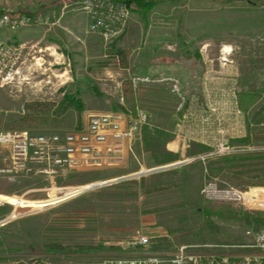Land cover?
Listing matches in <instances>:
<instances>
[{
	"label": "rangeland",
	"instance_id": "1",
	"mask_svg": "<svg viewBox=\"0 0 264 264\" xmlns=\"http://www.w3.org/2000/svg\"><path fill=\"white\" fill-rule=\"evenodd\" d=\"M59 1L51 15L35 14L40 17L37 25L13 30L32 28L40 42L14 36L0 40L14 39L22 54L18 73L0 85L21 107L0 119V129L63 133L83 128L90 114L111 111L123 113L126 126L137 109L148 119L122 145L121 160L101 165L86 160L57 175L32 172L39 163L13 165L7 145L10 162L0 168V185L8 196H0L14 203L0 202V263L65 264L126 257L139 235L149 237L150 248L141 250L149 254L138 257L168 258L188 245L175 246L179 238L194 240L192 244L200 245L196 251L217 254L235 253L250 244L252 235L264 229V210L204 200L200 190L210 179L243 191L264 190V173L233 176L220 160L264 152V0H156L145 11H133L124 3L129 14L111 38L90 28L79 0ZM52 17L63 24L48 30ZM144 50L172 52L178 61L192 54L194 81H168L163 86L137 82ZM235 61L241 78L227 74L230 81H218L225 70L222 62ZM71 93L82 101L81 111L61 102ZM229 96L236 102L228 103ZM179 111L199 115L178 121L182 132L177 135L169 132L166 121L153 119ZM176 138L179 144H191L184 157L165 148ZM177 165H185L193 179H175L182 175L177 170L162 174L170 179H142ZM112 180L116 181L93 186ZM181 194L193 201H166ZM176 204L185 205L174 207L168 217H158L157 207ZM158 222L171 241L145 233L156 230ZM153 250L159 255L150 254Z\"/></svg>",
	"mask_w": 264,
	"mask_h": 264
},
{
	"label": "built area",
	"instance_id": "2",
	"mask_svg": "<svg viewBox=\"0 0 264 264\" xmlns=\"http://www.w3.org/2000/svg\"><path fill=\"white\" fill-rule=\"evenodd\" d=\"M78 2L89 19L90 28L100 32L105 38L115 36L129 14V9L124 3L112 0H79ZM39 20L40 17L35 14L12 16L10 12L3 11L0 13V30L35 26ZM21 55V44H17L14 39L0 41L1 86L9 83V79L18 73ZM147 119V113L143 109H137L135 117L128 120L126 126H122V121L126 120L123 113L111 111L90 114L83 128L63 133L32 134L20 129L1 130L0 144L10 146L13 165L25 166L29 163H39L38 167L30 170L37 174L57 175L86 160L95 165L121 160L122 145L132 140ZM218 185L212 179L205 181L200 190L202 198L208 201L238 204L248 210H264V190L261 194L255 189L243 191L231 185ZM2 223L3 221L0 222ZM148 243L149 237L146 235H139L134 241V244L143 246ZM199 246L195 244L181 246L168 258L155 255L137 258L116 256L93 262L77 261L65 264H264V229L254 233V239L250 245L261 254L236 257L211 251H196L195 248ZM202 247H211V245L204 244ZM0 264L48 263L34 260Z\"/></svg>",
	"mask_w": 264,
	"mask_h": 264
},
{
	"label": "crops",
	"instance_id": "3",
	"mask_svg": "<svg viewBox=\"0 0 264 264\" xmlns=\"http://www.w3.org/2000/svg\"><path fill=\"white\" fill-rule=\"evenodd\" d=\"M60 6V1L59 0H3L0 2V10H9L12 16H18L21 15L25 12H32L33 14H43L45 15V13H54V10ZM53 15V14H52ZM61 18L57 17V18H53L52 17V21L49 22V28L48 30H51L54 24L56 23H61L63 24L62 20L60 22ZM75 23L72 22V25H74ZM15 37V40H26V41H35L40 42V38L38 36L37 33H35L32 28L28 29V28H23V29H19L17 31H13L11 32L10 29H3L0 30V40H5L8 39L10 37ZM34 42V43H35ZM173 53L172 52H168V51H157L154 50L153 53L152 51L149 50H144L143 54L139 57L138 59V77H137V82H142L144 85L149 83H154V86H163L164 83H167L168 81H170V83H186L185 85H188V83H191L194 81V77H195V71H194V57L192 54H187L184 58H181L180 61L176 60L175 58H173ZM237 61V59H236ZM235 62H230V63H223L222 65H225V67H222L223 71V75L219 78L218 77V81L219 80H223L226 84V81L229 80L231 78H229L231 76V74H233L234 78H241L238 76V73L236 72V66L237 63ZM221 63V62H220ZM228 70V73L227 71ZM203 72V71H202ZM222 72V71H221ZM200 74V73H199ZM204 74V73H203ZM228 74L229 77H226ZM205 77H209L210 73L207 71L205 74ZM72 80V79H71ZM74 80V79H73ZM72 80V82H74ZM222 82V81H220ZM225 87V85H224ZM232 102H236L235 99L233 101L232 96H229L228 98V103H232ZM21 107V105H19V101H17L15 96H12L10 94V91L6 88V86L4 87H0V119H5L8 116H12L13 114H9L8 113H12V112H18V110L15 109H19ZM199 114L194 113V112H188V111H179V112H173L169 115H154L155 117H153L154 120H162V121H166V124L170 127L169 132L171 133H176L177 131L182 132L181 128H178L179 123L178 121H191L197 118ZM202 116V115H200ZM199 116V117H200ZM198 117V118H199ZM174 125V126H172ZM183 125V124H182ZM188 126H190V124H188ZM3 129V128H2ZM169 129V127L167 128ZM165 131H168V130ZM1 130V129H0ZM171 133V134H172ZM178 134V132L176 133V135ZM178 139L176 138L175 141L172 140L170 142V144H165V148L167 149V151L178 155L179 157H184L185 152H188L189 150V145H191L189 142L188 143H182L179 144V141H177ZM141 141H139V144ZM140 148V147H139ZM10 156H11V150L7 145H0V168L3 167V165H7L10 162ZM168 163V162H167ZM185 165H177L174 167H170L164 171H159L156 173H152L150 175L144 176L142 177V179L146 182H149L148 180L151 179H170L167 176H162V174H164L165 172L169 171V172H173V170H177V171H181L182 175L178 178L175 179H193L192 178V174H189V170L185 169V167H183ZM175 172V171H174ZM187 174V175H186ZM142 182V181H141ZM140 182V183H141ZM144 186H146V183L144 182ZM3 187L0 185V195H6L8 196V194H6L7 192H3ZM4 202V203H10L13 204L14 200L7 198V197H2L0 196V202ZM167 202H181V203H187V202H192L193 198L187 194H181V195H173L172 197H168V199L166 200ZM32 205V204H31ZM185 205V204H184ZM183 204H176L174 206L170 205H162L160 207H157V209L160 208V214H158V217H168L167 213L168 212H173L174 211V207L176 209H182V207H184ZM37 206V205H36ZM26 207H32L29 205H26ZM175 209V210H176ZM149 214V213H148ZM151 215V213L149 214ZM157 228L154 231H146V234H149L150 237L153 238H163L162 240L165 241H171V239H169V235L167 236V230L163 229V224L162 222H158L157 223ZM169 233V232H168ZM157 236V237H156ZM253 237H251V239H249L247 242H249L251 244V242H253V238L254 235H252ZM192 242H194V240L191 239H177L176 241H173V244L175 246H178L180 244H192ZM172 243V242H171ZM250 244H248L246 247H243L242 249H239L237 252L235 253H226L228 255L231 256H236V257H242V256H251V255H257V254H261L260 251H258L257 249H255L254 247L250 246ZM148 247L147 245H131V247L129 248V251L126 252V257H138L140 256V253L144 250L146 251ZM128 250V249H127ZM142 250V251H141ZM148 250V249H147ZM149 254V252H142V254ZM150 254H158V252H155L154 250L152 252H150Z\"/></svg>",
	"mask_w": 264,
	"mask_h": 264
},
{
	"label": "trees",
	"instance_id": "4",
	"mask_svg": "<svg viewBox=\"0 0 264 264\" xmlns=\"http://www.w3.org/2000/svg\"><path fill=\"white\" fill-rule=\"evenodd\" d=\"M125 3L133 11H145L150 10L156 4V0H113ZM122 52V51H119ZM65 105L71 104L81 111L83 108L80 98H75L71 94H64L62 101ZM60 104V103H59ZM58 104V105H59ZM62 105V107H65ZM221 160L222 168H228V171L233 176H241L244 174H261L264 173V152L247 153L240 156L224 157ZM214 169V168H213ZM220 169V168H219ZM212 170V169H211ZM57 250H64V247L58 246Z\"/></svg>",
	"mask_w": 264,
	"mask_h": 264
},
{
	"label": "water",
	"instance_id": "5",
	"mask_svg": "<svg viewBox=\"0 0 264 264\" xmlns=\"http://www.w3.org/2000/svg\"><path fill=\"white\" fill-rule=\"evenodd\" d=\"M158 169H163V168H158ZM116 180H119V179H116ZM116 180H112V181H105L103 183H100V184H96V185H93V186H99V185H102V184H105V183H109V182H113V181H116Z\"/></svg>",
	"mask_w": 264,
	"mask_h": 264
}]
</instances>
